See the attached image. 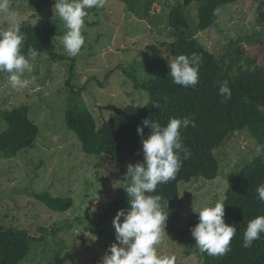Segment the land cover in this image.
Returning a JSON list of instances; mask_svg holds the SVG:
<instances>
[{
  "label": "rangeland",
  "instance_id": "374dc122",
  "mask_svg": "<svg viewBox=\"0 0 264 264\" xmlns=\"http://www.w3.org/2000/svg\"><path fill=\"white\" fill-rule=\"evenodd\" d=\"M152 1L150 13L143 20L129 13L118 0H105L103 8L88 9L83 30L85 44L72 57L60 40L65 32L62 22L52 19L54 0H11L20 23L30 24L38 35L55 43L58 53L75 59L71 78L70 62H54L41 53L24 76L35 82L22 90L13 89L7 82L8 74L0 73V111L26 105L29 118L39 130L32 148L13 158L0 154V223L29 230L36 236L43 230L47 234L46 240L20 264H100L115 242L113 218L118 210L129 207L124 190L129 183L124 182L126 167L142 162L143 155L139 160L116 164L104 156L85 154L65 124L66 110L75 104L74 99H69L66 82L80 91L77 103L84 104L97 118L110 116V111L99 113L102 106H143L147 96L136 88V83L147 80L154 70L173 60L167 15L177 0ZM262 2L240 0L224 6L217 25L195 32V38L204 49L220 57L234 52L236 47L257 51L258 46L264 47V25L258 22ZM195 5L190 3L185 9L194 23ZM0 22L8 26L6 14H0ZM247 41L250 44H244ZM5 128L0 119V132ZM258 147L248 130L232 133L214 151L219 162L215 180L180 184L179 198L164 208L169 215L159 252L175 255L176 264L202 263L190 231L195 226V211L222 200L243 166L261 153ZM35 193L72 198L73 206L64 213L51 211L35 198ZM60 227L56 234L52 233ZM61 241L65 247L59 260H55Z\"/></svg>",
  "mask_w": 264,
  "mask_h": 264
},
{
  "label": "trees",
  "instance_id": "16d2710c",
  "mask_svg": "<svg viewBox=\"0 0 264 264\" xmlns=\"http://www.w3.org/2000/svg\"><path fill=\"white\" fill-rule=\"evenodd\" d=\"M118 1L139 20L149 15L153 4L152 0ZM238 1L177 0L175 5L170 6L167 20L172 30L169 42L172 59L192 53L202 57L199 82L195 87L174 84L168 64H163L153 71L150 78L135 85L147 93V102L143 106L126 105L122 108V115L110 111L109 117L97 118L84 104L77 103L80 91L69 81L66 82L69 99H74L75 104L66 110L65 124L79 141L82 151L90 156H104L116 164L139 160L142 157V137L137 134V126H142L144 119L151 117L166 125L171 118H194L195 127L181 129L182 141L189 149L190 157L183 159L182 155V165L174 178L158 185L155 193H149L161 195L168 200L169 205L179 198L180 184L193 180L213 181L218 177L219 162L214 151L224 144L230 134L248 130L258 146H264V47L260 45L257 51L249 52L245 47H236L234 52L220 57L204 49L195 38V32L206 31L217 25L220 13L214 15L215 9L221 11L224 6ZM190 3L196 4V23L189 19L185 11ZM258 22L264 25V2L258 9ZM6 27L0 22V29ZM21 31L26 37L22 47L25 55L28 48L32 47L40 54L46 53L51 61L70 62L69 73L72 78L75 59L58 53L55 43L48 37L38 35L30 24L21 23ZM225 80L231 90V98L227 100L219 93L220 83ZM153 103H158L160 108L153 107ZM0 119L6 125L5 130L0 132V154L3 157L13 158L34 146L39 130L29 118L26 105L1 110ZM149 133L150 129L145 128L144 136ZM260 151L256 158L243 166L220 201L225 204V223L236 228L229 245L230 251L223 256H210L200 250L201 264H264V233L253 242L252 247L242 246L248 222L264 215V203L259 201L256 193L257 187L264 183V147ZM34 196L54 212L64 213L73 206V200L69 197H54L49 193H35ZM198 222V215H195L192 224ZM61 229L54 228L52 233L56 234ZM44 231L36 236L29 230L0 223V264L22 263L39 243L46 240ZM94 233L98 234L99 231ZM64 247L61 241L55 260H59Z\"/></svg>",
  "mask_w": 264,
  "mask_h": 264
},
{
  "label": "clouds",
  "instance_id": "9594fccd",
  "mask_svg": "<svg viewBox=\"0 0 264 264\" xmlns=\"http://www.w3.org/2000/svg\"><path fill=\"white\" fill-rule=\"evenodd\" d=\"M105 0H54L53 18H59L65 32L60 37L61 43L69 56L78 55L85 44V19L88 9L103 8ZM220 13V9L213 14ZM0 14H6L8 26L0 29V73H7V82L15 90L29 88L35 81L24 78L26 71H31L32 61L40 53L29 47L27 54L22 52L26 37L21 31V23L11 8V0H0ZM202 57L196 53L179 55L168 62L169 73L176 85L195 87L199 82V69ZM219 93L225 100L231 98L228 81H222ZM147 95V93H145ZM153 107L160 108L158 103ZM195 127L192 117L171 118L162 125L153 118L142 121L137 126V134L142 137L141 151L143 161L129 163L126 167L124 187L127 194V209H120L113 218L115 242L106 250L100 264H176V256L158 251L162 235L165 233L168 215V200L155 193L157 186L174 178L182 165V158L188 159L189 149L183 144L181 129ZM150 133L144 136V129ZM264 146H259L260 151ZM256 193L264 203V183ZM225 204L216 201L214 204L202 205L195 211L198 223L190 229L196 246L210 256H223L230 251V243L236 234L234 225L225 223ZM264 233V215L250 220L243 233L244 248L253 246Z\"/></svg>",
  "mask_w": 264,
  "mask_h": 264
},
{
  "label": "water",
  "instance_id": "95a60500",
  "mask_svg": "<svg viewBox=\"0 0 264 264\" xmlns=\"http://www.w3.org/2000/svg\"><path fill=\"white\" fill-rule=\"evenodd\" d=\"M98 111L100 113H102V111H112V112H114V113H116L118 115H122L123 114L122 109L119 108V107H116L114 105H107V106L99 107Z\"/></svg>",
  "mask_w": 264,
  "mask_h": 264
}]
</instances>
